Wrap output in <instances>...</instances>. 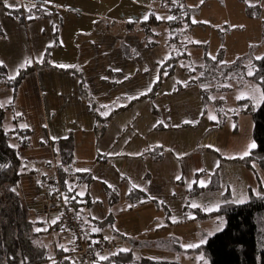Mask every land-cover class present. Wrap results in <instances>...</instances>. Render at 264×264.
I'll list each match as a JSON object with an SVG mask.
<instances>
[{"label": "crops", "instance_id": "crops-1", "mask_svg": "<svg viewBox=\"0 0 264 264\" xmlns=\"http://www.w3.org/2000/svg\"><path fill=\"white\" fill-rule=\"evenodd\" d=\"M18 1L49 17L22 25L0 14L4 32L0 62L9 77L40 63L53 44V34L58 44L50 52L51 69L34 68L14 97L0 87L1 104L12 103L14 115L30 131V146L21 152L19 192L26 222L39 234L35 239L43 244L48 263L54 259L60 264L66 258L72 263L69 232L59 218L41 214L45 179L56 172L52 143L69 136L74 171L92 177L89 184L73 187L79 198L93 203L78 215L88 237L114 243V252L131 251L136 256L138 248L181 251V246L175 247L176 229L189 231L197 222L218 218L224 225L222 218L202 219L194 210L208 215L224 204H242L250 194L259 195L264 173L235 162L250 151L253 121L240 115L235 125L227 112L221 129L211 127L219 120L216 107L208 109L197 84L186 86L191 71L180 63L190 60L188 53L189 60L177 63L152 101L133 102L157 83L164 60L186 45L183 38L168 43L160 33L166 31L163 23L143 29L159 0ZM148 39L155 42L151 48ZM52 68L81 72L103 115H112L101 137L95 133L78 79ZM179 86L186 87L175 92ZM154 148L163 149L162 160L143 156ZM194 187L204 190L189 196ZM106 189L114 195L110 197ZM131 189L143 193L145 200L131 204L127 198ZM201 227L193 228L201 232ZM141 235L145 240H136ZM189 249L194 248L184 250Z\"/></svg>", "mask_w": 264, "mask_h": 264}, {"label": "trees", "instance_id": "trees-1", "mask_svg": "<svg viewBox=\"0 0 264 264\" xmlns=\"http://www.w3.org/2000/svg\"><path fill=\"white\" fill-rule=\"evenodd\" d=\"M11 1L0 0V9L7 19L18 24H31L49 17V14L40 8L36 7L23 11ZM159 2L164 10L168 9L172 15L174 13L176 16L161 21L154 14H151L146 22L147 26H142L143 29L151 30L163 23L167 29V31H164L165 34H174V30L178 31L174 36L168 37V43H180L184 34L181 28L188 24L189 10L185 7L182 0H159ZM148 34L149 37L152 36L150 31H148ZM3 37L4 32L0 25V40ZM154 44L153 40L148 39V48L153 47ZM56 46L57 38L56 34H53V44L51 47L46 48L41 62L36 64L35 67H24L13 78L9 77L6 67L0 64V87L11 90L12 97H14L19 84L34 68L51 69L49 66L50 52ZM191 47V45L186 44L177 53L172 52L170 57L165 59L161 65L159 80L151 88L150 92L133 102L141 100L152 101L156 97L162 82L173 75L177 63L189 60L187 49ZM204 61V69L203 66L190 72L191 80L186 86L197 84L205 102L206 94L201 86V82L204 80H206L205 83H208V88H211V86L213 88L212 82L218 77L225 83H235L243 78L244 67L241 65L242 61H238L232 66L220 65L219 69L214 66L207 56H204ZM54 70L70 74L78 79L79 92L85 98L87 111L94 119L95 133L97 137H101L106 131L112 115H103L102 109L90 96L81 72L73 69ZM249 70L251 73L246 78L258 83L263 95L262 101L259 106H253L249 99L239 100L236 103V108L229 111L228 115L234 120L235 125L240 115H249L253 121L252 143H255L256 147L250 149L248 155L237 159L235 162L253 172L258 169L264 173V56L252 61ZM185 87H176L175 92H179ZM228 90L229 87L227 86H221L216 89V91L221 93H226ZM220 107L221 104L216 107L219 120L211 123L213 129H221L226 119ZM234 132L236 133V128ZM29 146L30 131L25 128L22 119L14 115L12 103L3 106L0 102V264H56L48 263L47 252L43 246L39 248L41 243H38L35 239L39 234L33 231V226L28 224L25 219V209L19 192V179L24 169L21 152L29 148ZM72 146L73 143L70 136L52 143L56 173L59 177L60 185L65 191V206L68 211L73 212L80 219L81 217L78 214L81 212V208L89 207L93 203L88 197L79 198L73 187L81 183L89 184L92 181V177L74 171ZM163 152L161 148H154L146 150L143 156L149 157L154 161H160L163 158ZM212 189H215V187L213 186ZM203 190L194 187L189 192V196H195ZM106 191L110 197L114 195V191L110 189H106ZM127 198L131 204H137L145 200V195L131 189ZM186 210L187 207H185V212ZM193 213L200 215L199 218L202 219L220 217L224 221V225L220 232L209 237L204 244L194 249L183 250L184 252L202 255L208 259L210 264H264V188L260 189V193L257 196L250 194L249 199L245 203L224 204L216 213L208 215L199 214L197 210H194ZM60 222H62V219L59 220ZM64 255L63 258L66 257V254ZM60 264H70V261L66 258ZM96 264L178 263L142 259L135 256L131 251L119 250L104 261Z\"/></svg>", "mask_w": 264, "mask_h": 264}, {"label": "rangeland", "instance_id": "rangeland-1", "mask_svg": "<svg viewBox=\"0 0 264 264\" xmlns=\"http://www.w3.org/2000/svg\"><path fill=\"white\" fill-rule=\"evenodd\" d=\"M182 1L189 10L188 24L181 28V31L184 32L182 41L192 47L187 51L190 60L180 64L190 71L200 69L203 66L204 69V56H207L218 69L220 65L232 66L238 61H242L241 65L244 67L242 80L235 83H225L218 77L212 82L213 88L212 86L208 88V83H205L206 80L201 82V86L205 90L208 109L214 111V108L221 104L220 108L223 114H226L236 108L237 101L242 99H249L253 106H259L263 97L261 88L258 83L246 77L251 73L249 70L250 63L264 56V0ZM11 2L13 4L17 3L23 11H28L18 0H12ZM152 10L155 17L161 19V21L168 20L175 15L174 13L172 15L168 9L163 10L159 1L150 11ZM163 11L164 14H162ZM0 14H4L1 9ZM177 32V30H174V34ZM160 33L165 34L162 29ZM174 34L163 36L168 39L169 36L172 37ZM221 86H227L229 90L226 93L216 91ZM198 225L203 227L199 228L201 232H198L197 228H193ZM222 229L223 222L219 218L218 220L197 222L189 231L178 228L175 231L179 236L175 241V247L181 246L183 250L196 248ZM136 240L143 241L145 236L141 235ZM42 245V243L39 244V248ZM173 249H156V251L147 249L145 251V248H138L135 254L142 259L176 262L178 264H210L208 259L202 255L184 252L181 249V251ZM49 262L54 263L56 260L51 259Z\"/></svg>", "mask_w": 264, "mask_h": 264}, {"label": "built area", "instance_id": "built-area-1", "mask_svg": "<svg viewBox=\"0 0 264 264\" xmlns=\"http://www.w3.org/2000/svg\"><path fill=\"white\" fill-rule=\"evenodd\" d=\"M64 195L65 191L60 185L57 173L48 176L44 184L41 214L44 217L62 219L61 223L69 232L72 240L70 256L73 264H96L104 261L115 251V244L104 242L98 236L92 241L81 220L73 212L67 210Z\"/></svg>", "mask_w": 264, "mask_h": 264}, {"label": "snow or ice", "instance_id": "snow-or-ice-1", "mask_svg": "<svg viewBox=\"0 0 264 264\" xmlns=\"http://www.w3.org/2000/svg\"><path fill=\"white\" fill-rule=\"evenodd\" d=\"M28 63H30V61H28ZM0 64H2V62H0ZM61 67H63V66H61ZM255 147H256L255 143H252V144L249 145V149H252V148H255ZM244 155H248V153L246 152Z\"/></svg>", "mask_w": 264, "mask_h": 264}, {"label": "bare ground", "instance_id": "bare-ground-1", "mask_svg": "<svg viewBox=\"0 0 264 264\" xmlns=\"http://www.w3.org/2000/svg\"><path fill=\"white\" fill-rule=\"evenodd\" d=\"M23 2H27V1H23ZM20 3V2H19ZM17 4V3H16Z\"/></svg>", "mask_w": 264, "mask_h": 264}]
</instances>
